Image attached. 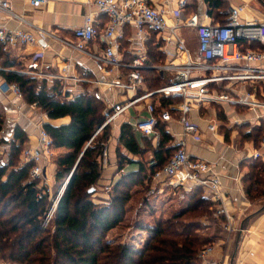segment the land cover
I'll use <instances>...</instances> for the list:
<instances>
[{"label":"built area","instance_id":"obj_1","mask_svg":"<svg viewBox=\"0 0 264 264\" xmlns=\"http://www.w3.org/2000/svg\"><path fill=\"white\" fill-rule=\"evenodd\" d=\"M13 0H0V50L7 52L21 46L37 43L38 39L54 37L45 29L36 28L29 30L22 27H9L7 19L25 22L22 15L12 10ZM77 1V0H71ZM25 6L40 9L49 0H22ZM190 0H175V7L170 10L172 22L169 23L165 11L158 9L149 0H85L84 3L93 6L95 11H86L80 26L73 28L70 39H59L60 43L71 51L81 53L93 63V69L105 78L93 79V83L103 95L106 90L123 92L125 99L107 117L103 125L111 123L118 115L130 106L135 107L142 103L145 113L131 123L135 131L151 136L158 143L160 133L157 128L159 123H164L171 137H176L172 144L175 151L168 158L160 170H157L152 181H166L167 186L173 190L179 188L190 189L199 187L204 197L215 204L218 216L224 218L222 230L232 233L237 230L235 220L227 207L222 191L220 174L215 170L219 161L225 160L220 155L217 160H207L190 154L187 150L188 141L200 142L201 129L197 121L191 118V113L199 112L201 108H213L212 117H207L206 128L212 134L217 133L220 125L233 127L244 123L260 125L261 118L255 112L261 110L264 114V99L255 95L257 84L264 85V49L241 48L242 42L264 44V18L242 19L240 13L244 5L227 8L226 20L223 23L205 22L197 12H184ZM169 12V11H168ZM106 17L105 24L99 26V15ZM207 13L204 17H207ZM132 27L138 41H146L151 33H166L163 35L164 44L162 51L169 58L166 63L152 65L148 63L146 48L141 45L136 50L133 59L124 63L119 51V39L123 37V28ZM195 31L197 46L191 50L181 28ZM56 38V37H54ZM97 39L102 45L100 51L87 50V43ZM44 51L38 50L31 53L27 63L19 69L21 73L32 75L40 79L43 66ZM64 64L60 68V75L56 78L64 83L68 79L81 81L83 78L76 76L75 62L72 58H63ZM84 71L88 70L85 62H81ZM153 68L158 73L167 74V80L158 88L148 90L144 87L143 70ZM1 69V66H0ZM247 84L246 87H237L236 83ZM250 86V89L248 87ZM258 86V85H257ZM252 87V89H251ZM261 87V86H260ZM7 88L12 94V111L19 112L23 104V95L20 87L7 82ZM262 88V87H261ZM140 89L142 92L140 93ZM103 92V93H102ZM104 96V95H103ZM159 97L156 102L152 97ZM178 97L179 101L161 105L160 98ZM29 107H37L36 103ZM221 111V117L217 114ZM251 111L249 118L246 111ZM130 123V122H128ZM179 127L173 131L171 125ZM102 125V126H103ZM37 135L34 145L25 146L20 152V164H31L30 176L40 179V184L46 187L45 168L46 160L52 148V139L44 130L42 123H36ZM3 130H0V136ZM6 144L4 147H8ZM264 151V133L259 140V148L253 150L251 157L257 158ZM108 159V150L102 152V166ZM2 161H5L2 158ZM105 186V190H109ZM61 187L52 199V204L47 207L42 219V227L50 225L57 202L62 194ZM216 245H205L198 253L200 264H225L224 261L214 256Z\"/></svg>","mask_w":264,"mask_h":264},{"label":"trees","instance_id":"obj_2","mask_svg":"<svg viewBox=\"0 0 264 264\" xmlns=\"http://www.w3.org/2000/svg\"><path fill=\"white\" fill-rule=\"evenodd\" d=\"M203 1L213 22L226 20L227 0ZM248 46L262 49L255 42ZM0 59L1 76L20 87L27 104L36 103L49 119L69 117L67 123L58 126L43 123L52 139L51 149L65 151L53 158L54 187H63V191L51 225L46 228L41 223L49 194L40 179L30 176L31 164L19 163L25 134L16 128L13 141L6 142L7 158H0V260L17 264H200L198 251L220 236L224 218L215 214L214 202L204 197L199 187L185 190L181 197L184 206L156 220L154 226L133 223L134 228L150 233L141 248L114 243L106 237L124 220L132 189L138 185L149 187L153 174L175 151L166 125H157V144L143 137L141 145L132 125L125 120L120 124L115 148L117 171L134 162V155L143 157L150 152L152 160L135 161L139 164L137 170L122 173L108 185L107 196L94 198L102 175V152L112 137L111 124L103 125L108 115L100 91L84 89L72 98H63L57 80L48 85L45 79L21 73L15 67L19 64L1 50ZM177 101L178 97L160 98L163 106ZM217 111L221 114L219 108ZM3 123L0 115V130ZM263 125L261 122L242 136L258 144ZM4 143L0 136V146ZM249 165L248 173L242 177L243 189L250 200H255L264 195V165L256 160Z\"/></svg>","mask_w":264,"mask_h":264},{"label":"crops","instance_id":"obj_3","mask_svg":"<svg viewBox=\"0 0 264 264\" xmlns=\"http://www.w3.org/2000/svg\"><path fill=\"white\" fill-rule=\"evenodd\" d=\"M84 1L85 0H77L76 2L71 0H49V2L42 8L33 9L31 7L25 6L22 0H13L11 3L12 10L15 13L22 15L25 22L19 23L14 19L6 20V25L9 27L13 28L19 26L31 31L35 30L36 28H42L56 37L54 38L47 36L44 40L38 39L37 43L35 44L10 49L4 53L7 54L8 59H11L19 64V66H15L16 69H21L27 63L32 52L43 50L44 57L42 59L43 66L41 69L40 79H45L48 85H51L53 80H57L60 83V97L63 98H72L79 93H83L84 89L89 91L97 90L98 88L90 81L97 78H105L101 73L96 72L93 69V63L87 60L81 53L66 49L59 42V39H70L72 37L73 28L82 24L83 15L86 13V11H95L93 6L85 4ZM227 1L229 7L239 4L244 5L240 13L242 19L261 20L264 18V2L262 1ZM149 2L155 5L158 9L164 10L167 19H169L168 22H172L170 10L175 7V0H149ZM189 7H194L195 9L191 11V13H199L205 22H213V19L210 16L204 17L207 8L203 0H190L185 11H187ZM98 20L99 26L102 27V25L105 24L106 17L101 14L98 16ZM164 34L166 33L153 32L151 33L149 39L142 42L136 39L134 28L128 26L124 27L123 37L119 39V51L121 53L122 61L124 63L130 62L135 56L136 50L141 47V45H143L146 48L148 54V63L152 65L166 63L169 58L162 51V45L164 44ZM247 47L251 48L242 42L241 48L245 49ZM259 47L264 49V44H258V48ZM101 48L102 45L97 39H94L87 43L86 49L94 52L100 51ZM63 58L73 59L76 65L74 74L78 77L80 76L83 78V80L76 81L73 79H68L67 82L64 83V81L61 79L56 78L60 75V68L64 64L65 60H63ZM81 62H85V65L89 67L88 70L84 71V66L80 64ZM2 63L3 59H0V66H2ZM142 72L145 80L143 88L145 89H148V86L146 85V79L149 78V76H152L151 78H153L154 74H157L158 78L162 79L161 84L167 80L164 74L162 75L158 73L153 68H145ZM245 83L237 82L236 85L237 87L242 88L247 86L248 83ZM257 85L255 87V95L259 99H264V85ZM152 89H156V87ZM248 89H250V86ZM141 92L142 89H140V93ZM103 95L106 96L108 94L105 95L103 93ZM156 99L157 96L152 97V100L155 102ZM11 100L12 94L7 88V82L0 74V115L4 119L2 127L3 133L1 137L5 140V143L1 144L0 146V158H3L4 160L7 158L6 151L8 149V147H4V145H6V142L10 143L13 141L16 128L20 129L25 134V141L23 143V147H25L34 145L36 143V123L43 124L47 122L54 126H58L69 121V117L67 116L58 119H49L38 107H29V104H27L24 100L20 111L14 112L12 111L14 106L11 103ZM216 112L221 117L219 112ZM246 113L247 114L245 116L250 119L252 112L246 111ZM255 113L260 115L261 122L264 123L263 112L261 110H257ZM122 114L124 116V120L126 122H130L131 124L134 123L138 116H142L145 113L142 110V103H139L135 107L130 106L124 110L121 115ZM212 114V107L201 108L198 113H191V118L197 121L200 125L201 141L193 142L189 140L187 150L190 154L194 155V157L197 156L210 161L217 160L220 155L225 157V160L218 162L215 170L220 174L222 180L223 196L229 212L235 220V227L237 230L229 234L221 231L220 236L214 241V244L216 245L214 256L217 259L224 261L225 264H264V195L255 200H250L244 193L242 181V177L247 174L250 169V161L256 160L258 163L264 165V151L261 152L260 157H251L253 150L259 148V142L256 144L252 139L242 136L244 133L250 132L254 127L259 125H252L248 122L241 125H235L233 127L220 125L217 133L212 134L206 128L207 117H212ZM171 127L173 131H179V127L177 125L172 124ZM115 128L118 127L116 126ZM118 129H116V132L113 133V137H111L107 146L108 159L106 165L102 166L103 171L98 184L99 188L97 189L99 192L98 195L101 197H105L107 195L106 192L103 191L105 189V185L108 186L115 182L122 173L137 170L139 164L135 161H140L142 159L140 155H134L132 157L134 162L126 164L120 171H117L115 148L119 133ZM135 136L141 145V139L143 137L153 139V143L156 144V141L153 137L146 136L139 131H135ZM176 139L177 136L175 138L172 137V141H176ZM54 150H59V153L56 154V156L65 152L63 148ZM148 154L151 155L150 152H147L144 157ZM149 158H151V156ZM51 160L49 163L47 160L45 162V178L46 183L49 186H52L54 183V174L56 169L53 159ZM182 190L185 191L187 189L182 188ZM173 195H175V192ZM174 198L175 197L172 196L169 197V199L172 200H174ZM140 203V208L144 209V203ZM171 208L172 207L169 209ZM178 210L179 208L177 207L170 210L169 215ZM136 216L140 217L139 212L136 214ZM141 225L151 226L147 225L146 222L142 223ZM111 230L109 232H111ZM136 230L140 233L142 231H146L137 228ZM3 263L17 264L14 262Z\"/></svg>","mask_w":264,"mask_h":264},{"label":"rangeland","instance_id":"obj_4","mask_svg":"<svg viewBox=\"0 0 264 264\" xmlns=\"http://www.w3.org/2000/svg\"><path fill=\"white\" fill-rule=\"evenodd\" d=\"M261 1L264 2V0H261ZM194 9H195L194 7H189L187 11H185L184 13L188 15ZM180 32L181 34L183 33L182 35L184 36L185 40H187L188 47L191 50H195L196 38H195L194 31L189 28L183 27L181 28ZM151 77L152 76H149V78L146 79V85L149 87V89L159 87L161 85L162 79L161 78L158 79L157 74H154L153 78ZM165 77L167 78V74L165 75ZM104 94L105 95L108 94L106 96H103V95L102 96L106 102L104 103L105 114L109 116L114 112V109L118 106V104L124 101L125 97L123 96L124 93L119 90L118 92L115 90H106ZM124 116H125V113H124ZM124 116L123 114L122 115L120 114L113 121H111L110 130H111L112 137H113V133L116 132V129H118L120 124L124 121ZM116 126L118 128H115ZM58 153H59V150L51 149L48 159H47L48 163L51 159L55 158L56 154ZM150 156L151 155L148 154L147 156L142 157L144 163L151 162L152 159L149 158ZM49 188H50V192L48 193L49 194V197H48L49 205L47 207L51 206L52 199L55 197L54 195L59 190V188L57 189L56 187H54V183L52 184V186H49ZM98 188L99 187H97V189ZM103 191L107 192V190L105 189ZM183 191L184 190H182V188H179L177 190H173L169 188V186H167L166 184V181L164 182L161 181L159 183L156 181H151V184L149 185V187H147L146 185H142V186L138 185L134 187L132 189L131 200L127 203V206H126L127 212H126V216L124 220L122 221L120 225L113 228L111 232L107 233V236H106L107 239L114 243H124L134 249L141 248L144 241H146V239H148V237L150 236V233L147 231H142L141 233L137 232L136 228L132 226L133 223L146 222L147 225L154 226L156 220H159V219L162 220L164 218L169 217L170 210L176 207L180 209L184 206L185 200L184 201L181 200ZM174 192H175V195H173ZM98 193L99 192H96L93 195V197L94 198L98 197L99 196ZM169 194L170 196L175 197L174 200L169 199L170 197ZM140 202L144 203V204L142 203L144 206V209L140 208V204H141ZM170 207L172 208L169 209ZM138 212L140 214V217L136 216ZM144 220H147V221H144ZM0 264H6V263H3V261L0 260Z\"/></svg>","mask_w":264,"mask_h":264},{"label":"water","instance_id":"obj_5","mask_svg":"<svg viewBox=\"0 0 264 264\" xmlns=\"http://www.w3.org/2000/svg\"><path fill=\"white\" fill-rule=\"evenodd\" d=\"M90 191H92V189H90Z\"/></svg>","mask_w":264,"mask_h":264}]
</instances>
